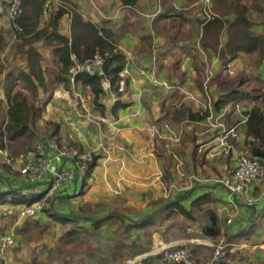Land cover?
<instances>
[{
  "label": "crops",
  "instance_id": "obj_1",
  "mask_svg": "<svg viewBox=\"0 0 264 264\" xmlns=\"http://www.w3.org/2000/svg\"><path fill=\"white\" fill-rule=\"evenodd\" d=\"M197 1L136 0L132 3L130 0H72L86 20L95 22L113 34L118 49L126 56V64L120 74L121 80L115 86L108 80L105 82L107 92L102 100L106 106L104 113L93 105V93L89 86H83L80 82L72 84L69 80H59L60 63L54 54V42L46 35L33 42L42 56L40 68L43 82L39 84L36 80L38 84L36 93L43 95L42 98L45 100L44 112L48 124L42 133L35 129L36 139L52 135L54 130L52 127L56 123L59 127L54 138L82 150L94 149L99 156L88 185L83 188V182L75 181L64 188L56 197L54 208L66 214L77 213L82 218L83 215L102 217L110 213H115L116 216L121 214L123 219L119 217L113 219L121 221L126 236L119 245L121 252L111 264H123L131 258L149 254L153 249L163 245L183 243L187 244L198 260L207 259L213 251L208 241L215 236L205 233L207 219L201 210L196 214L197 219L187 225L193 231L187 229L185 233L188 235L184 237L177 236L175 239L168 237L165 222L175 216L167 218L164 222L159 218L152 225L136 226L138 221L156 213L164 202L178 199L184 194L187 195L183 200L186 207L191 206L194 198L205 194L211 196L212 200L202 207L213 209L219 216V235L226 237L227 231L236 234L250 226L254 227L237 242H231L236 246L237 243L245 246L248 237L260 226H264V181L251 187L250 194L255 198V203L251 207L245 204L242 195H237L233 203L228 192L214 182L192 184L190 181L191 175H197L196 173L216 178L230 173L236 167L245 149L244 111L255 104L262 105L261 98H254L251 102L252 97L245 94L235 105L228 104L221 112H215L218 114L230 112L228 120L231 114L235 113L241 120L240 125L234 130L235 134H229L232 145L230 152L222 155L215 154L210 148L211 129L205 120L189 121L176 115V110L182 107L194 111L207 109L208 104H211L209 93L216 96L215 100L229 93L230 90L223 91L222 88L221 90L215 82L205 86L204 78L201 76L208 75V72L213 77L216 76L210 64L215 66L220 61L227 69L224 70L222 80L228 82L240 72L244 65V56L257 54L239 52L236 58L224 64L223 59L212 48H204L200 42L203 33L200 22L204 18L199 19L197 16L195 19L194 15L183 12L189 7L193 8L194 4L198 5ZM60 3L61 0H52V10L57 9ZM213 3L214 0L211 2V9ZM71 21L72 16L68 13L59 20L58 29L61 34L71 36ZM256 25L254 31L264 35V25ZM44 27L47 28V32L53 30L50 16L48 18L41 16L38 29ZM26 38L29 39L30 35ZM28 47V43L23 44L22 39H17L12 23L6 15L0 14L1 128L7 121L11 97L16 90L22 89L29 101V94L32 91L25 87L22 79L17 80V85L10 91V97L6 91L8 74H18L22 71L30 73L27 69L28 54L25 52ZM259 67L261 71L258 82L261 85L255 89L262 93L264 57ZM51 71L56 86L49 90L48 77ZM117 101H121L123 106L115 112L113 106ZM29 103L31 104L30 101ZM114 127L117 128V133L111 136L110 131ZM175 133H181V141L175 147L180 165L179 160L172 158L166 149V143ZM101 142H104L108 152L99 149ZM214 142L217 146L216 138ZM23 158L24 156H20L12 159L6 150L0 148L1 191L20 188L25 184L18 175ZM171 184L183 190L175 197L166 199L164 191ZM102 204H109L110 212L102 215V212H99ZM120 205L128 206L125 208L127 212L120 208ZM96 207L99 209L97 213L89 211ZM15 208L13 210H16ZM200 217L205 223L199 222ZM11 224V220L2 223L4 229H9ZM42 226L51 230L50 234L53 233L52 228L65 227L58 237L60 245L56 253L49 255L48 252L40 253L35 250L36 245L30 239V242L25 240V237H30L34 232H45ZM104 226L106 224L101 228ZM70 228V224L55 222L44 212L37 218L24 220L18 227L19 237L16 243L8 251V261L10 264H51L46 262L47 255L49 261H55L54 256L62 252L61 238ZM93 236L96 240V233ZM255 242L259 246L264 245V236L262 241ZM79 243L89 246L87 243ZM95 247L98 245H94V250ZM123 250H127L128 253L124 255ZM206 250H209L210 255L206 256ZM155 257L149 255L148 260Z\"/></svg>",
  "mask_w": 264,
  "mask_h": 264
},
{
  "label": "trees",
  "instance_id": "obj_2",
  "mask_svg": "<svg viewBox=\"0 0 264 264\" xmlns=\"http://www.w3.org/2000/svg\"><path fill=\"white\" fill-rule=\"evenodd\" d=\"M130 1L132 3L136 2V0ZM228 1L214 0L213 7L217 14L201 20L200 23L203 28L200 39L201 45L204 48H212L223 59L224 64L236 58L239 52L248 54L258 52L263 58L264 35L254 31L255 22L249 14L248 6L243 4L241 0L232 3H227ZM42 10L43 0H23V12L18 18L23 30H14L17 39H22L23 44H29L25 52L28 54L27 69L30 73L22 71L18 74H8L6 77L7 95L10 97V91H13L18 79L24 81L25 87L29 88L32 91L31 93L35 94L37 92L38 84L36 80L39 84L43 82V73L40 68L42 56L34 47L33 42L46 35L51 42H54V54L58 57L60 63V81H70L69 70L75 60L84 61L94 57L97 53L105 56L103 73L91 75L83 72L76 77L77 82L90 87L93 93V105L104 113L106 106L102 100L107 92L105 82L108 80L112 86H115L121 80L120 74L126 64V56L118 49L113 34L108 29L99 27L95 22L86 20L72 0H61L59 7L50 13V25L53 26L51 32H47L45 27L38 29ZM66 13L72 16L71 36L61 34L58 29V22ZM27 35H30L29 39L26 38ZM242 95L243 93L236 89L220 96L217 100L214 99L213 110L221 112L226 105H235L242 98ZM262 97H264V93L257 91L252 99ZM11 98L12 103L8 108L7 121L3 128L0 127V148L6 150L12 159H16L20 156L26 157L34 150L35 141L37 140L35 132L37 108L29 103L28 97L22 89L16 90ZM122 106L121 101H117L113 106V111L117 112ZM211 112L210 107L203 111H194L191 108L182 107L176 110V115L185 117L189 121H202L209 117ZM244 113L246 118L243 132L245 148L243 153L250 154L264 164V104H255L249 110H245ZM53 125L54 130L50 135L52 137L55 136L59 127V124L54 123ZM57 140L60 141V139ZM171 157L174 158L172 155ZM98 158L99 156L95 154L93 160L89 163L88 175L82 183L83 188L88 185V179L92 175ZM55 198L48 200L43 212L48 213L55 222L71 225V228L61 238L66 242L89 243V237L94 230L114 220L113 217L122 218L121 214L116 216L115 213L106 214L102 217L83 215V218L77 213H62L54 208ZM185 198H187V195L184 194L178 199L164 202L156 213L151 214L147 219L138 221L136 226L152 225L159 218L161 222H164L172 216L189 224L197 219L196 214L201 210L207 219L204 226L205 233L210 236H218L220 234L219 216L213 209L202 207L203 204L212 200L211 196L205 194L194 198L190 207L183 204ZM38 199L40 197L22 196L20 188L9 191L0 190V203L31 204ZM97 209L96 207L92 210L89 209V211L94 213ZM253 228L250 226L236 234L227 231V241L237 242ZM182 231L185 234L184 230Z\"/></svg>",
  "mask_w": 264,
  "mask_h": 264
},
{
  "label": "built area",
  "instance_id": "obj_3",
  "mask_svg": "<svg viewBox=\"0 0 264 264\" xmlns=\"http://www.w3.org/2000/svg\"><path fill=\"white\" fill-rule=\"evenodd\" d=\"M211 2L212 0H203L206 8L210 10ZM51 11L52 0H43L42 15L48 17ZM22 12L23 0H0V14L6 15L15 30H23L18 22ZM104 64L105 56L100 53L84 61L75 60L69 70L71 83L75 84L77 82L76 77L79 73L86 72L91 75L103 73ZM204 84L207 87L208 81H205ZM211 111V115L205 119V122L208 126L210 125L209 129H219L221 133L216 137L217 146L221 147L225 153H229L232 148L229 134L234 135L236 127L228 129L224 122H220V117L224 115V112L218 114L212 109ZM167 127L169 126L167 125ZM116 133L117 128L111 129V136H115ZM180 141L181 133H175L166 143L167 153L179 160L178 165H180V159L175 147ZM99 149L108 152L104 142L100 143ZM95 154L96 150L94 149L82 150L49 135L36 140L33 152L23 158L22 165L19 168L20 176L25 182L20 189L22 196L40 197V199L31 204L0 203V259L2 264H10L7 254L19 237V225L26 219L37 218L43 213L48 200L58 196L64 188L75 181L82 183L88 175L89 163L93 160ZM190 181L192 184L194 182L204 184L214 182L228 192L233 203H235L237 195H242L245 204L251 207L255 203V198L250 194L251 187L264 181V164L250 154L242 153L236 167L230 173L216 178L191 175ZM182 190L183 188L171 184L165 189L164 196L166 199H171ZM14 207H16V210H13ZM7 220H11L12 224L9 229H4L2 223ZM188 230L193 231L192 228H188ZM208 244L213 248V251L203 261L198 260L187 244L183 243L163 245L153 249L149 254L131 258L123 264H216L226 255L228 249L232 250L237 247L236 244L228 242L225 235L209 240ZM149 255L156 257L148 260Z\"/></svg>",
  "mask_w": 264,
  "mask_h": 264
},
{
  "label": "rangeland",
  "instance_id": "obj_4",
  "mask_svg": "<svg viewBox=\"0 0 264 264\" xmlns=\"http://www.w3.org/2000/svg\"><path fill=\"white\" fill-rule=\"evenodd\" d=\"M233 1L236 0H229L227 3H232ZM241 1L243 4L248 6L249 14L254 20L255 24H257L256 26L264 25V0H241ZM197 2L198 5L194 4L193 8L189 7V9L183 10V12L185 11V13L194 15L193 16L194 18L198 16L199 19L210 17V15L214 16L215 14H217L213 6L212 9L210 10L206 8V5H204L202 1L198 0ZM256 53L257 54L255 56L254 55L244 56L245 58L243 60L244 65L241 67L240 72L234 75L233 77H231L228 82L226 80H222V75L225 73L224 70L227 69H225L223 65H221L220 61L216 63L215 66L210 64V68H212L213 71H215L216 76L213 77V75L210 72H208L209 76L206 75L207 73L206 74L204 73V75L206 76H201V77L204 78V82L208 81V86H210L212 82H215L216 85L220 86V89L221 88L223 89V91L230 90L229 91L230 93L238 89L239 91H241V93H243V95L244 94L250 95L253 98V95L257 94L255 88L261 85L258 82V76L260 74L259 72L261 71L259 70L260 69L259 65L261 64V62H263V58L260 56V54L258 52ZM53 77H54L53 71H51V75L48 77L49 79L48 83L50 86L47 89L49 90H51L52 87L56 86L55 79H52ZM224 81L225 84H223ZM29 96H30L29 101L31 102L32 105H34L37 108L35 129H37L38 132L42 133L44 132L45 127L48 125L47 116L44 112L45 100L44 98H42L43 95H41L40 93L39 94L30 93ZM208 96H209V102L211 104H208L207 107H210V109L213 110V101L215 99L214 97L216 96L213 94L211 95V93H209ZM252 98L250 100L251 102H253ZM260 102L262 105L264 104V97L260 99ZM236 109L238 108L236 107ZM225 113L223 116L220 117V122H224L228 129L240 125L241 120L236 117L235 113L231 114L230 120H228L229 117L228 114L230 112L226 114ZM209 132H210L209 137L211 140L210 148L215 154L222 155V153H225L224 150H222L221 147L215 146L214 144L215 143L214 139L217 136H219L221 132L219 131L218 128H214ZM19 173L20 171L18 172V175H20ZM196 174L200 175L199 173ZM108 205L109 204H105V205L102 204L103 206L101 207L102 209L100 211L99 209H97L94 211V213H97L99 211L102 212L101 214L103 215L106 214L107 212H110V209H108ZM120 208H122L124 211L127 212L125 208H128V206L120 205ZM120 222L121 221L119 220H112L110 224L108 223L103 228H99L95 230V232L91 233V236L89 237L90 242L86 244L89 245L90 247L89 246L86 247L83 244L81 245L79 242H66L64 240L62 242L63 245L61 244L62 252L54 256L55 261H49L48 255L50 253L53 254L58 251V246L60 245V244L58 245L59 243L58 237L61 234V230H63L65 227H61V229L52 228L53 233L50 234L51 230H48L47 227L44 228L42 226L43 231L45 232H34L30 237L29 236H27V238L25 237V240L29 241L30 239V241L36 245V247L33 246L36 248V249L34 248L36 251L40 253L48 252L46 262H51V264H55L56 262L59 264H111L112 260L115 259L116 256H118V254L121 252V248L119 245L126 236V233L124 232V228L122 227ZM199 222L205 223V220L200 217ZM165 223H166L165 229L169 235L168 237H172V239H175L177 238V236L184 237L185 235L186 236L188 235L187 233L184 234L182 231L184 230V232H186L187 229L189 228L187 226L188 223H185V221L177 219V217H173L170 221H167ZM94 233H96V240H94L93 238ZM219 236L220 235L215 236L213 239H216ZM263 236H264V226L262 225L258 228V230L253 232L251 236L248 237L249 239L247 238L248 241L247 240L245 241L246 242L244 243L245 246H243L241 243H237V246L239 247H236L235 249L232 250L228 249L226 255L223 258H221L218 262H216V264H264V245L259 246L256 244L257 242H255L256 240L262 241ZM24 244L25 243H23V245ZM93 244L98 245V247H95L96 248L95 250L93 249L94 247ZM122 253L126 255L128 252L127 250H123ZM208 254L210 255L209 250L208 251L206 250V256Z\"/></svg>",
  "mask_w": 264,
  "mask_h": 264
}]
</instances>
